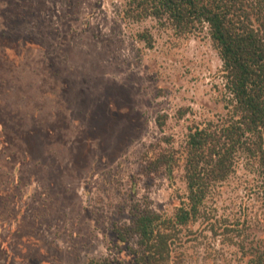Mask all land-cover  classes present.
Instances as JSON below:
<instances>
[{
    "label": "rangeland",
    "instance_id": "rangeland-1",
    "mask_svg": "<svg viewBox=\"0 0 264 264\" xmlns=\"http://www.w3.org/2000/svg\"><path fill=\"white\" fill-rule=\"evenodd\" d=\"M127 1L0 0V264H137L118 230L139 208L173 216L186 192L182 163L175 185L147 171L150 146L180 148L226 113L207 30L124 22ZM260 186L241 164L168 264H247L237 244L264 243Z\"/></svg>",
    "mask_w": 264,
    "mask_h": 264
},
{
    "label": "trees",
    "instance_id": "trees-1",
    "mask_svg": "<svg viewBox=\"0 0 264 264\" xmlns=\"http://www.w3.org/2000/svg\"><path fill=\"white\" fill-rule=\"evenodd\" d=\"M120 16L124 22L153 19L180 35L207 30L222 61L225 115L190 126L180 148L168 140V147L152 145L145 156L147 171L165 170L172 185L175 168L183 165L186 192L174 215L139 208L132 224L118 230L123 242L136 240L131 249L137 264H168L183 230L209 216L207 200L241 164L256 171L264 194V0H128ZM138 39L154 47L149 29ZM166 119L158 118L160 129ZM225 230L236 237L242 232L240 227ZM237 245L247 264H264V243Z\"/></svg>",
    "mask_w": 264,
    "mask_h": 264
}]
</instances>
